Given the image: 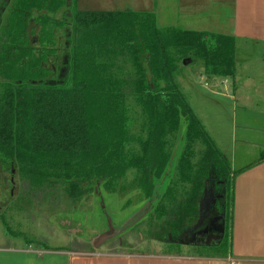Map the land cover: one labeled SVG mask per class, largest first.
Masks as SVG:
<instances>
[{
  "label": "trees",
  "instance_id": "obj_1",
  "mask_svg": "<svg viewBox=\"0 0 264 264\" xmlns=\"http://www.w3.org/2000/svg\"><path fill=\"white\" fill-rule=\"evenodd\" d=\"M5 1L0 169L12 179L16 174L29 190L63 192L67 207L97 187L112 189L129 171L132 189L141 190L148 203L156 228L152 238L178 243L198 219L206 181L216 178L222 193L229 170L173 84L166 48L182 50L206 76L233 78L235 38L160 29L153 13L75 10L65 77L54 82L45 66L57 53L63 24L51 15L66 0ZM136 108L143 134L134 135L131 115ZM181 123L185 145L173 166L165 138ZM223 239L197 247L196 255L228 256L230 245Z\"/></svg>",
  "mask_w": 264,
  "mask_h": 264
},
{
  "label": "rangeland",
  "instance_id": "obj_2",
  "mask_svg": "<svg viewBox=\"0 0 264 264\" xmlns=\"http://www.w3.org/2000/svg\"><path fill=\"white\" fill-rule=\"evenodd\" d=\"M191 1L66 0L65 6L51 15L55 20L62 22L63 27L57 32V53L48 57L45 66L51 72L48 80L60 82L65 77L75 10L147 12L154 14L156 26L160 29L176 27L188 31L231 35L232 0H199L196 10L198 7H204V10L199 11L198 17L185 13L186 10L189 11L186 6L182 9L184 13L180 11V18H177L178 13L175 15V11L179 9L180 3ZM193 2L197 4L196 0ZM6 3L4 0L0 5V25L3 24L2 13ZM166 54L174 68L173 84L211 142L223 154L228 170L233 171L258 160L264 154V148L246 142L253 141L254 135L242 128L236 102L222 95H213L209 90V81L219 80L218 77L203 74L202 66L192 62L182 50L166 48ZM247 55L250 56L246 57L247 59H243V56L238 59L236 56L239 79H243V71L239 65L244 61L254 60L253 50ZM147 76L149 78L148 74ZM160 85L164 86L162 82ZM131 124L134 135L143 134L139 108L131 115ZM184 129L185 126L181 123L176 133L165 138V153L172 159L173 166L176 165L185 145ZM198 150L195 146L196 157ZM125 174V181L114 182L112 189L97 187L77 203L67 207L63 192L38 193L29 190L27 185L21 184L22 181L16 174L12 179L8 172L0 169V264H49L48 256L39 261L40 256L34 252L55 247L84 252L192 254L197 250L196 246L217 243L216 237L221 240L224 238V244L229 246V213L232 204L230 176L227 179L229 183L222 188V193L217 187L216 178L206 181L198 203V219L184 232L178 243H159L152 238V232L156 231V228L154 230L151 215L147 212L149 206L146 198L141 190L132 189L131 173L128 171ZM23 250L26 251L21 252Z\"/></svg>",
  "mask_w": 264,
  "mask_h": 264
},
{
  "label": "crops",
  "instance_id": "obj_3",
  "mask_svg": "<svg viewBox=\"0 0 264 264\" xmlns=\"http://www.w3.org/2000/svg\"><path fill=\"white\" fill-rule=\"evenodd\" d=\"M196 1L197 4L193 0L181 2L179 9L175 11V15L178 13L177 18H180V11L184 13L182 9L186 6L189 11L186 10L185 13L198 17L199 11L204 10V5L201 4L203 8L198 7L196 10L199 0ZM231 8L230 29L235 38V61L236 56L238 59L242 56L243 59L250 57L247 54L251 50L254 51V60L244 61L239 65L243 71V79H239L236 65L233 78L212 79L209 81V90L213 95H222L236 102L242 128L254 135L253 141H246V138L245 141L264 148V0H232ZM202 73L204 74L203 68ZM244 135L248 137L247 134ZM219 153L225 160L223 154ZM229 176L232 178V204L229 213L230 254L226 257L206 258L197 256V251L192 254L165 255L70 251L56 247L36 250L34 253L40 256L39 261L48 256L49 264H264V159L261 160L260 157L253 163L229 171ZM24 251L26 250L21 252Z\"/></svg>",
  "mask_w": 264,
  "mask_h": 264
},
{
  "label": "water",
  "instance_id": "obj_4",
  "mask_svg": "<svg viewBox=\"0 0 264 264\" xmlns=\"http://www.w3.org/2000/svg\"><path fill=\"white\" fill-rule=\"evenodd\" d=\"M214 238H215V237H214ZM216 239H218V241H217V242L221 241V239H220L219 237H218V238L216 237ZM219 239H220V240H219Z\"/></svg>",
  "mask_w": 264,
  "mask_h": 264
},
{
  "label": "flooded vegetation",
  "instance_id": "obj_5",
  "mask_svg": "<svg viewBox=\"0 0 264 264\" xmlns=\"http://www.w3.org/2000/svg\"><path fill=\"white\" fill-rule=\"evenodd\" d=\"M186 240V239H185Z\"/></svg>",
  "mask_w": 264,
  "mask_h": 264
}]
</instances>
